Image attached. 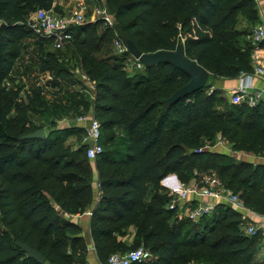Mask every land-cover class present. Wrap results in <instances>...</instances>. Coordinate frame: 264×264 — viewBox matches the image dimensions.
<instances>
[{
	"label": "trees",
	"instance_id": "16d2710c",
	"mask_svg": "<svg viewBox=\"0 0 264 264\" xmlns=\"http://www.w3.org/2000/svg\"><path fill=\"white\" fill-rule=\"evenodd\" d=\"M102 1L118 39L132 41L141 53L171 51L181 44L185 55L213 78L251 71L253 46L240 37L249 31L238 29V20L257 21L254 0ZM53 4L0 0V264H40L17 242L41 253L42 264L83 262L80 228L65 216L91 204L89 232L100 262L143 246L152 258L133 264H185L188 259L264 264V255L262 261L257 258L264 250L262 236L242 230L239 211L219 204L212 214L191 222L166 207L169 198L161 185L169 174L187 182L214 173L247 209L264 215V163L235 161L209 148L195 152L219 136L233 151L264 158V103L228 104L208 83L165 103L189 76L163 63L128 74L130 53L98 56L101 48L89 49L85 37L95 38L101 21L75 27L68 43L93 81V98L84 100L75 90L65 98L63 61L45 51L50 41L34 35L26 21L28 13ZM103 29L100 38H108L111 29ZM21 55L32 61L36 73L23 95L3 84ZM72 105L82 108L75 115L92 114L99 123L101 152L94 160L86 157L84 144L73 148L66 143L68 132L84 133L83 125H56ZM30 113L39 116V126ZM45 125L49 129L43 137H26Z\"/></svg>",
	"mask_w": 264,
	"mask_h": 264
},
{
	"label": "built area",
	"instance_id": "2783aa9c",
	"mask_svg": "<svg viewBox=\"0 0 264 264\" xmlns=\"http://www.w3.org/2000/svg\"><path fill=\"white\" fill-rule=\"evenodd\" d=\"M103 10H101L102 13L95 12L94 19L86 21L85 17L88 12L86 0H78L75 7L63 15H55L52 12V8L48 10L37 8L32 12V22H27V25L32 31L37 32L38 36L49 40L55 48L60 49L71 41L73 29L77 26L88 22L93 23L96 20H102L106 26H111L112 22L106 13V7ZM96 15L97 17L95 18ZM246 40L254 47H259L264 43V21L257 23L248 32ZM115 47L118 54L128 52L125 44L118 38L115 39ZM130 65L133 69H141L143 67L142 62L131 54L126 59V68H129ZM253 74L264 78V67L257 66ZM239 76L241 80L232 91L233 103H244L251 107L259 102L264 103V86L254 87L251 82L252 75L247 72H242ZM77 122L83 125L85 129L84 145L86 146V157L89 160H94L96 155L101 152V146L98 142L100 135L99 123L92 114L79 116ZM224 144H226V141L218 137L212 145L205 144L201 148L196 149L195 152L207 148L212 149ZM177 183L176 186L171 187L168 185L166 187L165 193L169 198L166 207L181 214L182 217L191 222H196L201 217L212 214L215 207L219 204H226L234 208L241 213L243 218L249 212H252L244 206L239 195L224 186L213 173L211 175L204 174L189 184L178 181ZM245 228L247 234H260L264 241V215H261L256 222L247 223ZM151 258L152 254L148 249L143 246H137L124 252L112 253L100 264H133L144 262Z\"/></svg>",
	"mask_w": 264,
	"mask_h": 264
},
{
	"label": "rangeland",
	"instance_id": "374dc122",
	"mask_svg": "<svg viewBox=\"0 0 264 264\" xmlns=\"http://www.w3.org/2000/svg\"><path fill=\"white\" fill-rule=\"evenodd\" d=\"M77 1L78 0H54L52 12L55 15L66 14L75 7V4ZM86 1L88 4V12L86 13L85 19L86 21H90L91 19H94L95 12L102 13L101 10H103L105 6L102 0H86ZM106 13L109 15V19L111 20L112 25L106 26L104 23H102V20H96V21H101V25H102L96 30V37L95 38H93L92 36L85 37L86 45L89 49L90 48L92 49L94 46H98L101 48V52L98 53V56H102L104 54L113 55L117 53L116 47H115V39L118 37L113 31V26H114L113 16L108 11ZM97 15L95 16V18L97 17ZM32 19H33L32 12H30L26 16V21L32 22ZM255 25L256 24H252V25L250 24L248 31H250ZM104 27H109L111 29L110 35L108 38H105V37L100 38L102 36ZM90 31L91 30L89 29V32ZM33 34L38 36L37 32L33 31ZM45 51L54 53L58 57L59 60L63 61V64L65 66V72L63 73L61 84L64 87L63 88L64 97L66 98L68 96V92L70 90H75L79 92L80 97L82 99L91 100L93 98V94L95 91L93 81L85 74L80 61L76 58V56L73 53V47L67 43L62 48L57 49L50 42V43L45 44ZM33 69H34V65L32 61L26 55H21L20 58L16 60L10 77H8L3 82V84L7 88H10L13 90L19 89L21 95H23V91L29 90L30 84L34 81V78L36 77V73ZM135 71L136 70L133 69L131 65L129 66V68L128 67L126 68V72L128 74H132ZM209 81H210V78H209ZM72 107L73 108H69L68 111H66L62 117H58V120L56 121L57 126H67V125L73 124L74 121L77 122V118L79 116L75 115L74 112L80 111L82 108L79 107L76 110L74 108V105H72ZM29 115L31 119L39 126L41 123L39 116L37 114H31V113ZM43 129L46 132L49 129L48 125H45ZM66 143L69 144L73 148L83 145L84 144V133L68 132L66 135ZM233 158L235 161H239L240 157H237L236 155H234ZM182 183L189 184V181L182 182ZM244 224L245 226L247 225L246 222ZM242 230L246 232L245 227ZM185 264H197V263H195L193 259H188L186 260Z\"/></svg>",
	"mask_w": 264,
	"mask_h": 264
},
{
	"label": "crops",
	"instance_id": "0c3cea01",
	"mask_svg": "<svg viewBox=\"0 0 264 264\" xmlns=\"http://www.w3.org/2000/svg\"><path fill=\"white\" fill-rule=\"evenodd\" d=\"M255 7L257 10V21L254 24L260 23L264 21V0H260V1H255ZM250 24L247 22V20L244 17H239L238 20V29L242 30V31H246L248 30ZM245 42L249 43L246 40V34H241L240 36ZM264 44V43H263ZM251 71L249 72V74L252 75V84L254 87H263L264 86V78H262L261 76L257 75V74H253L254 70L257 66H262L264 67V47H262L261 45L259 47H254L252 48L251 51ZM210 78V81H209ZM241 80V77L238 76L237 78H222V77H211V75H209L208 79H207V83L210 84V88L211 89H216L218 90L222 96L225 98L226 102L228 104H236L233 103L232 101V91L233 89H235L237 87V85L239 84ZM246 105V104H245ZM219 136H217L218 138ZM211 150L218 152V153H226L231 155L232 157L234 155H236L239 158V161H245V162H250L253 164L256 163H264V158L263 157H255L249 153H243V152H237V151H233L229 145V143L226 142V144L224 145H220V146H216L213 147ZM214 174V173H213ZM173 174H169L167 175V177L163 180H161V185L164 186L165 188L169 185V186H176L179 181V179L177 178V176L175 175L172 176ZM93 181H96V172H93ZM193 180L191 179V181H189V183H191ZM92 208V204L87 207L86 209L76 212L74 214H70V215H66L65 217L70 218V220L72 222H74L75 224H77L80 228V236L83 238V243L86 247V255L84 258L83 262H77L74 264H100V260L97 258V255L95 253V249H94V244L93 241L91 239L90 236V232H89V218H90V209ZM261 215L255 213V212H249L245 218H243L245 220L246 223H250V222H256L259 220V217ZM131 234L128 235L126 237V241L128 243H130L131 240ZM264 255V250H261V252H259L257 258L259 259V261H262V257Z\"/></svg>",
	"mask_w": 264,
	"mask_h": 264
},
{
	"label": "water",
	"instance_id": "95a60500",
	"mask_svg": "<svg viewBox=\"0 0 264 264\" xmlns=\"http://www.w3.org/2000/svg\"><path fill=\"white\" fill-rule=\"evenodd\" d=\"M125 46L133 57L142 62L143 66L158 63L170 64L189 76V80L186 84L176 89L168 98L164 100L167 104L176 102L196 90L203 88L207 83V79L210 75L209 71L201 67L196 61L188 58L185 55L181 44H179L175 50H158L153 53H141L132 41H126ZM44 135V129L40 128L29 133L26 137L34 138L43 137ZM172 176L175 178L174 174ZM17 244L23 251L26 252L28 257L33 258L40 264L44 263L45 257L37 250L21 242H17Z\"/></svg>",
	"mask_w": 264,
	"mask_h": 264
}]
</instances>
